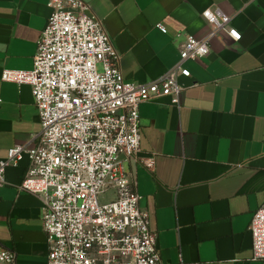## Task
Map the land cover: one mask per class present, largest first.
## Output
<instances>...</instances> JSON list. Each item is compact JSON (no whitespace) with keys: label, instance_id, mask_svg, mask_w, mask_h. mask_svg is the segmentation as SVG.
<instances>
[{"label":"crops","instance_id":"obj_1","mask_svg":"<svg viewBox=\"0 0 264 264\" xmlns=\"http://www.w3.org/2000/svg\"><path fill=\"white\" fill-rule=\"evenodd\" d=\"M121 53L126 82L144 83L170 69L186 34L201 38V16L217 6L241 34L220 32L210 53L185 63L190 77L179 107L169 97L139 107L143 158L135 169L141 206L166 264H261L252 261L248 225L264 203V0H85ZM48 0H0V160L16 144L32 147L41 128L31 87L2 81L4 69L30 70L51 13ZM158 24L166 28L162 32ZM24 155L6 167L0 187V248L17 264H46L42 201L18 190Z\"/></svg>","mask_w":264,"mask_h":264},{"label":"built area","instance_id":"obj_2","mask_svg":"<svg viewBox=\"0 0 264 264\" xmlns=\"http://www.w3.org/2000/svg\"><path fill=\"white\" fill-rule=\"evenodd\" d=\"M51 13L41 31L30 70L4 69L2 81L31 87L41 128L35 145L16 144L0 160V187L6 167L26 155L18 190L42 201L46 264H166L157 234L141 206L135 169L152 171L154 155L143 158L139 107L169 97L179 107L190 77L187 61L206 57L220 32L241 38L230 16L209 6L201 16L208 33L186 34L177 62L149 82H126L121 53L85 0H48ZM162 32L166 28L158 24ZM248 230L252 261L264 264V203L253 211ZM13 250L0 248V264H17Z\"/></svg>","mask_w":264,"mask_h":264}]
</instances>
